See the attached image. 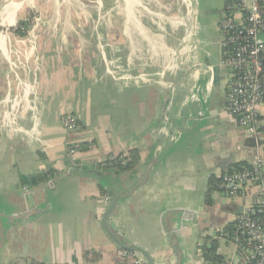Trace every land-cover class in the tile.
I'll list each match as a JSON object with an SVG mask.
<instances>
[{
    "label": "crops",
    "instance_id": "obj_1",
    "mask_svg": "<svg viewBox=\"0 0 264 264\" xmlns=\"http://www.w3.org/2000/svg\"><path fill=\"white\" fill-rule=\"evenodd\" d=\"M230 1L0 0V264H131L117 240L152 264H208L210 238L220 264H248L220 233L264 178L242 199L214 189L264 154V103L260 150L225 109ZM128 152L131 168L105 164Z\"/></svg>",
    "mask_w": 264,
    "mask_h": 264
},
{
    "label": "built area",
    "instance_id": "obj_2",
    "mask_svg": "<svg viewBox=\"0 0 264 264\" xmlns=\"http://www.w3.org/2000/svg\"><path fill=\"white\" fill-rule=\"evenodd\" d=\"M33 10L30 23L45 25L38 11ZM217 27L225 49L222 62L229 75L226 112L244 130L254 147L260 150L258 107L264 103V0L230 1L220 15ZM62 126L68 131L76 129V118L65 116ZM75 152V148L68 150L70 162L75 160ZM125 155L110 156L105 164L116 170L115 161ZM263 167L264 154L259 153L246 166L227 170L214 184V189L227 197L242 199L247 187L262 182ZM104 201H109V197L104 196ZM226 239L246 263L264 264V193L258 192L252 197ZM120 256L131 260V264H142L135 253L122 249Z\"/></svg>",
    "mask_w": 264,
    "mask_h": 264
},
{
    "label": "trees",
    "instance_id": "obj_3",
    "mask_svg": "<svg viewBox=\"0 0 264 264\" xmlns=\"http://www.w3.org/2000/svg\"><path fill=\"white\" fill-rule=\"evenodd\" d=\"M138 155L135 152H128L123 159H118L115 161V165L117 167L116 172H122L132 167V165L137 161ZM122 161H125V164H122ZM246 163H238L234 164L231 168H240L246 166ZM114 168V167H113ZM112 168V169H113ZM45 173H36L31 175L30 179L33 185H37L44 179H46ZM209 203V201H207ZM235 223L230 224L228 227L224 229L223 233H220L221 236L228 238L234 229ZM217 240L216 239H205L204 243L200 246L202 258L208 264H220L221 259L217 256Z\"/></svg>",
    "mask_w": 264,
    "mask_h": 264
},
{
    "label": "water",
    "instance_id": "obj_4",
    "mask_svg": "<svg viewBox=\"0 0 264 264\" xmlns=\"http://www.w3.org/2000/svg\"><path fill=\"white\" fill-rule=\"evenodd\" d=\"M119 199H120L119 196H116V197H114V198L112 199V201H111V206H110V208H109L108 213L113 209V207L115 206V204L117 203V201H118ZM108 213L105 214V218H106V215H107ZM109 234L112 236L111 233H109ZM112 237H113V236H112ZM117 242H118L119 246L121 247V249H124V250H126V251H129V252L135 253V254L141 259V262H142V260H144L145 262H147V263H149V264H152V262H151L149 256H148L143 250H141V249H139V248H137V247H133V246H131V245H124V244L122 243V241H120V240H117ZM142 264H143V262H142Z\"/></svg>",
    "mask_w": 264,
    "mask_h": 264
}]
</instances>
